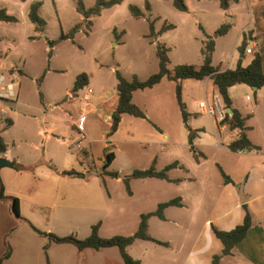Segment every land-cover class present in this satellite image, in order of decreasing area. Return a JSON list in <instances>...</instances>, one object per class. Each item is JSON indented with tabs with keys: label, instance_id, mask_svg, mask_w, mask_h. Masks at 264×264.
I'll return each mask as SVG.
<instances>
[{
	"label": "crops",
	"instance_id": "crops-1",
	"mask_svg": "<svg viewBox=\"0 0 264 264\" xmlns=\"http://www.w3.org/2000/svg\"><path fill=\"white\" fill-rule=\"evenodd\" d=\"M26 1L28 0L23 2ZM33 1L36 0L29 2V8ZM209 7L210 5L203 3L202 0L192 6V12L198 11L196 14L202 18L201 21H207L205 25H201L204 33L213 35L222 23L229 22L231 24L225 34L215 38V47L212 54V62L215 66H218L220 70H225L235 68L237 65V61L240 58L239 51H232L226 54L228 56L226 62L219 61L216 63L214 60V54L219 46V39L225 38L230 34H233L232 40L236 49H238L244 38L247 41L246 49H251L250 52L246 51L241 58L243 66L251 62L256 52L264 53V0L231 1L227 9H223L220 6L221 10L218 12L212 11ZM6 10L7 12L9 11L8 9ZM28 12L29 9L23 10L24 18L29 19ZM35 30L39 31L36 27ZM122 31L124 32V30ZM183 61L181 60L179 63H184ZM13 64L8 67L0 64V77L2 76L0 80V104L3 101L10 106V113H5L3 108H0V112L4 114L3 118L6 120L5 123L0 122V131L7 144L6 152L0 157H6L13 163L12 167L4 166L0 169L1 179L4 182L3 192L0 194V256L6 250L5 242L7 236L19 224L30 226L29 222H31L42 231H53L68 235L69 233H75L80 227L78 221L82 215L79 214L91 211L94 220H91L88 225L91 228L96 219V223H100L99 230L101 231L105 221H108L109 216H115L114 212L117 211V209H114L117 204L114 198L115 190L112 187L113 180L123 182L122 177H112L106 173L101 174L105 157L104 148H88L87 144L91 143L92 138L84 129L83 131L77 130L76 121L72 114L67 112L55 114L54 110L57 105L53 102H47L42 92L43 99L40 97L37 101L31 102L24 97L21 79L26 76L25 71L16 62H13ZM262 69L264 71V60ZM90 81L91 77L89 76ZM89 82L85 86H89ZM200 82L204 84V91L202 99L198 100V102L197 100L193 101L194 108H198L196 112L192 111V99L190 100L188 91L193 83ZM8 84H11V90L6 88ZM1 86H4L3 90ZM85 86L81 89H85ZM160 86H166L170 89L167 91V95L169 94L172 100L176 102L179 109L178 116L168 114L154 119L148 112L145 113V117L124 113L121 116L116 132L111 134L109 138H105L106 144L110 143V145L116 147L117 141L129 144L139 143L141 156L144 158L145 163H148L149 166L154 163L158 170L162 169L161 165L165 162L166 166L178 161V165L168 171L170 178H181L171 176L170 172L172 170L182 168L188 171L190 166L184 165L179 156H170L171 158H168V160L160 157V154L162 156L168 152L165 145L161 146L160 144L176 146L182 144L190 147L195 165H200L201 160L206 157V154L201 149H198V146L219 148L225 154L224 159H226L227 166L219 163L216 165L217 167L220 165L234 183H225L223 176L219 179L218 182L221 188L214 196L215 200L221 203V211L215 209V218L210 220V231L197 232L192 227L190 218L192 212L185 197L181 196L182 206H168L165 209V219L151 216L149 221L152 217L166 220L169 215L174 213L177 217L179 216V210L184 209L189 216L187 225H174L169 235L157 238L169 243L168 245L157 243L163 248L155 249L157 258L134 256L141 261V264H211L212 255L220 252L222 248L221 242L213 234L211 224L216 225L220 229L228 230L242 223L245 214L242 207L243 203L248 205L255 221H260L264 218V150L250 134L258 126L259 120L262 119L264 121V86L256 88L246 83H238L228 87V94L232 99L233 107L246 117L245 125L247 129L244 131L254 144L261 147L260 150L244 151H232L228 148V143L240 134L241 130L239 128L231 129L228 124H219L218 120L212 116L207 127L200 119L201 113L207 112L199 107V102L201 100L209 102L212 96L217 94L216 86L210 78L203 80L186 79L183 82L182 99L189 112L186 123L195 133L192 143L189 142L190 130L182 118L176 99L175 82L163 78L151 88ZM146 89H139L133 92V102L142 109L141 104L135 101V94L140 90ZM9 92H11V96L2 95ZM104 96H108L106 99L108 100L106 103L108 106L103 107L104 117L109 120L108 129L105 130V133H107L111 124V112L116 105L118 95L114 96L111 92H108L103 96L98 94L96 97L100 100L101 98L104 99ZM186 97L189 100H186ZM100 105L104 104L102 102L97 104L91 102V112L96 111L97 106ZM128 115L130 117H127ZM9 120L10 123L8 124ZM125 122L128 124L125 130V137L124 139H117ZM209 130L214 133L217 141L211 140L209 145L206 143L199 144L198 141L202 138V135L207 134ZM227 130H229L228 135L224 133ZM102 140L103 137L100 138V141ZM71 141L74 142L73 145H75V142L77 143L78 149H61V145H70ZM142 141L144 143H153L155 146L160 145V153L159 151L156 153L147 152V149L141 144ZM106 144L105 146H107ZM119 150L110 149L114 153V158L106 167V170L117 171L109 167L117 159ZM194 152H198V159L194 156ZM100 153L102 154L100 155ZM128 156L130 159L136 158L135 152L132 151H129ZM95 157L98 159L97 163L95 162ZM15 163L22 168H16ZM70 169H75L86 175L84 177H70L61 174L62 171ZM119 173L121 175L125 174L123 172ZM181 179L180 182L186 178ZM140 180L148 183L149 180L160 182L166 179L155 177L133 178L130 180L132 192L130 194L127 192L129 196H134L133 183ZM8 196H15L19 199V212L22 218L15 216L12 212V202ZM156 202L157 207L159 201ZM112 203L115 204L113 208L110 206ZM175 215L173 216L175 217ZM215 221L221 224L218 225ZM174 223H176V219H174ZM136 241L145 242L150 240L137 239L134 242L136 243ZM155 251L150 252V255L155 254ZM220 264H264V224L255 223L251 226L246 236L237 243L234 253L225 255Z\"/></svg>",
	"mask_w": 264,
	"mask_h": 264
},
{
	"label": "rangeland",
	"instance_id": "rangeland-1",
	"mask_svg": "<svg viewBox=\"0 0 264 264\" xmlns=\"http://www.w3.org/2000/svg\"><path fill=\"white\" fill-rule=\"evenodd\" d=\"M30 1L32 0L26 2L0 0V8H6L9 13L18 17L17 22L0 20V64L5 67L14 65L13 62L19 64L26 75L21 79L24 97L31 102L37 101L42 92L47 102L57 105L54 110L55 114L67 112L73 115L76 128L81 110L85 108L84 130L92 138L91 143L87 144L89 149L91 147V149H103L106 144L105 138H109L105 133L109 120L105 119L103 113V107L108 106L106 104L108 96L100 100L96 96L98 94L103 96L108 92L114 96L117 95L116 68L128 79H131L134 74L140 79H145L157 72L159 68L155 46L157 40L171 48L170 67L181 60H184V63L194 64L202 61L201 47L207 39V34L203 32L201 25H205L207 21H201L202 18L196 14L198 11L192 12V6L199 3V0H185L189 7L188 11L176 8L172 0H121L114 7L104 9L101 15L90 17L91 20L93 19L90 27H88L86 17L77 11L76 0H41L40 14L46 20L42 31H36L34 24L28 18L23 17V10L29 9ZM146 1L149 2L150 9H146ZM202 2L210 5L209 8L212 11L221 10L219 0H202ZM84 3L86 7H90L95 0H84ZM129 3L140 6L145 12L144 17H133L128 8ZM149 20L154 23L156 38L151 35ZM76 23H81V27L74 38H62V33H68ZM164 23H173L175 27L158 33ZM113 28L116 29L118 38ZM232 35L219 39V46L214 54L216 63L226 62L228 59L226 54L232 51L238 52ZM81 72H86L91 77L89 86L94 90V94L91 96L90 103L102 102L104 104L97 106L94 112L90 110V103L85 106L80 100L85 89H80L76 92L77 94L71 92L75 78ZM203 87V82L193 83L189 87L188 94L190 100L192 99V111H198L197 107L194 108L193 101L198 102L203 98ZM168 90L170 89L166 86L140 90L135 94V101L141 104L146 110L145 113L148 112L154 119L168 114L178 116V106L170 95H167ZM70 93L75 95V98H71ZM186 100L189 98L186 97ZM187 103L190 104L189 101ZM7 106L6 102L1 101L0 108H3L5 113H10V106ZM201 114L200 119L208 127L211 116L204 112ZM3 115L0 112L1 123L6 122ZM127 126L125 122L117 139H124ZM228 131L224 133L228 135ZM250 134L264 150V121L262 119L259 120L254 132ZM101 137H103L102 141H100ZM211 140L217 141L214 133L209 130L207 134L202 135L198 143L209 145ZM73 143L61 145V149H78L77 143L75 142V145ZM141 144L147 152L151 153L157 151L160 153V145H165L169 153L162 156L160 154V157L168 160L170 156H179L184 165L190 166L188 171L182 168L172 170L171 176L186 179L180 183H171L166 180L160 182L149 180L148 183L144 180L136 181L132 187L135 191L133 197L128 195L123 182L113 180L112 187L115 190L114 198L117 204L114 209L117 211L114 212L115 216L113 215L112 220L110 219L113 216H109L108 221H105L101 231L99 230L100 235L109 237L115 234L134 233L142 212L155 209L156 201H165L175 196L185 197L192 212L190 217L192 227L197 232L210 231V220L215 218V209L221 211V203L215 200L214 195L221 188L218 181L222 177L216 164L227 166L224 152L219 148L198 146L206 157L201 160L200 165H195L190 147L182 144L155 146L153 143L143 141ZM140 148L139 143L129 144L117 141L116 147L110 145V149L120 150L117 159L109 168L123 173H130L136 168H147L149 164L145 163L141 156ZM129 151L135 152L136 158L130 159ZM95 162H98L97 157H95ZM165 164L166 162L161 165L162 168ZM0 180L3 188L4 182L1 175ZM110 206L113 208L115 204L112 203ZM79 215H82L78 221L80 227L73 235L85 238L91 232L88 224L94 220V217L91 211H85ZM173 215L175 213L169 215L166 220L152 217L149 221V233L155 238H163L170 234L174 225H187L189 216L184 209L179 210V216L174 217ZM96 222L95 219L94 224ZM215 223L221 224L217 221ZM6 240L11 244L13 251L4 264H124L117 247L101 250L86 248L81 251L71 243L52 242L48 237L39 235L26 224L16 226ZM156 248L163 249L162 246L151 241H136L128 248V252L133 257L157 258ZM154 251L155 254L150 255V252Z\"/></svg>",
	"mask_w": 264,
	"mask_h": 264
},
{
	"label": "trees",
	"instance_id": "trees-1",
	"mask_svg": "<svg viewBox=\"0 0 264 264\" xmlns=\"http://www.w3.org/2000/svg\"><path fill=\"white\" fill-rule=\"evenodd\" d=\"M25 1V0H22ZM231 1L237 0H220V6L223 9H227ZM121 0H95V3L86 7L84 0H76V9L87 19L88 27L92 25V20L90 17L100 15L101 11L105 8H110L115 4H119ZM173 5L182 11H188V5L185 0H172ZM42 5L41 0H36L31 2L28 16L32 23H34L37 30L42 31L46 25V20L40 14L39 9ZM146 9H150V4L148 1L145 3ZM130 14L133 17L140 18L144 17L145 12L143 9L134 3H129L128 5ZM0 20L7 22H16L18 19L15 15L9 14L5 8H0ZM149 26L151 30V35L156 38L157 34L154 31V23L149 20ZM231 24L229 22L222 23L214 32L213 35H207V39L201 47L202 62L200 64L194 63H178L173 67H170V57L168 47L165 43L156 41V55L158 58L159 68L157 72L150 74L145 79H140L137 75H133L131 79H128L123 75L119 69H115V75L117 78L116 90H117V102L114 109L111 112V124L107 132V136H110L116 132L118 125L121 120V116L124 113H128L138 117H145V111L133 102V92L139 89L151 88L157 83H159L163 78H167L175 82V93L176 99L181 111L182 118L186 123L188 120L189 112L187 111L186 105L182 99L183 82L186 79L203 80L205 78H210L213 84L216 86L217 94L221 97L224 105L231 110V114H227L225 119L218 121L219 124H228L231 129L239 128L240 134L237 138L233 139L228 143V148L232 151H244V150H260L259 145L254 144L247 136L244 130L247 129L245 125V116H243L238 109L233 107L232 99L228 94V87L238 84L246 83L256 88H261L264 86V71L262 69V62L264 60V53L256 52L254 54L251 62L243 66L241 58L246 52L247 41L244 38L242 43L238 47L240 58L237 61L235 68H228L225 70H220L218 66H215L212 62V54L215 47V37L225 34L230 28ZM81 27V23H76L68 33H62V38H74L75 34ZM173 23H164L158 30V33L174 28ZM113 32L117 38L119 37L116 33V29L113 28ZM89 82V76L86 72H81L77 74L72 93H76L78 90L83 88ZM40 97L43 99L42 93L40 92ZM10 123V120L8 124ZM190 130L189 142H193L195 133L187 125ZM7 150V144L0 131V155H3ZM193 151V150H192ZM105 160L103 161V169L101 174L106 173L112 177H122V180L126 186L127 192L130 194V180L133 178H147L155 177L166 179L171 182H180L181 178H170L168 171L178 165V161H174L164 168L158 170L156 169L154 163H152L147 168H136L130 173H125L121 175L118 171H108L106 167L112 162L114 158V153L110 151V145L104 147ZM194 156L198 159V152H194ZM16 168H22L15 163ZM219 171L223 176L225 183H234L232 178L224 172L220 165H218ZM61 174L70 177H84L86 174L75 169L64 170ZM1 183V182H0ZM2 188V183H1ZM3 189V188H2ZM3 197V196H2ZM12 202L11 210L15 216L22 218L19 212V199L15 196H8ZM177 205L182 206L181 196H175L165 201L158 203L156 209L143 212L140 214L139 224L136 231L130 235L115 234L109 237H103L99 233L100 223L93 224L91 227L90 234L85 238H78L73 234L69 235H58L54 232H47L38 229L31 222H29L31 228L37 232L39 235L46 236L50 241L56 243H71L75 245L79 250H84L86 248H91L94 250H100L107 247H117L124 264H141L138 258L133 257L128 252V246L133 244L135 240H150L158 244L168 245L167 241H162L153 237L149 233V218L151 216H157L160 219H165V209L168 206ZM244 209V218L242 223L235 225L233 228L224 230L218 228L216 225L211 224L213 234L218 238L222 244L220 252L215 253L211 257V264H220V261L225 255H232L235 251V247L239 241H241L248 231V229L256 224H264V218L260 221H255L254 216L246 203L242 204ZM6 250L0 256V264H4L12 254V246L6 240L5 242Z\"/></svg>",
	"mask_w": 264,
	"mask_h": 264
},
{
	"label": "built area",
	"instance_id": "built-area-1",
	"mask_svg": "<svg viewBox=\"0 0 264 264\" xmlns=\"http://www.w3.org/2000/svg\"><path fill=\"white\" fill-rule=\"evenodd\" d=\"M246 51L250 52L251 49L247 48ZM2 76L0 77L1 80ZM1 82V81H0ZM2 90L4 89V86H1ZM7 89L11 90V84H8ZM93 94V89L90 86H85V93H83L82 96H80L81 101H83L84 105L87 106L90 101H91V96ZM3 96H11V92L7 93V94H2ZM70 97L73 98L75 97V95H73L72 93L70 94ZM199 107L203 110H205L210 116L214 117L215 119H217L218 121H221L223 119H225L227 114H231L230 109H228L221 97L218 94H214L212 96L211 101H206V100H201L199 102ZM85 109L81 110V116L78 120L77 123V128L78 130H83L84 129V119H85Z\"/></svg>",
	"mask_w": 264,
	"mask_h": 264
},
{
	"label": "water",
	"instance_id": "water-1",
	"mask_svg": "<svg viewBox=\"0 0 264 264\" xmlns=\"http://www.w3.org/2000/svg\"><path fill=\"white\" fill-rule=\"evenodd\" d=\"M4 166L12 167L13 163L6 157H0V169ZM0 194H2V188H1Z\"/></svg>",
	"mask_w": 264,
	"mask_h": 264
}]
</instances>
